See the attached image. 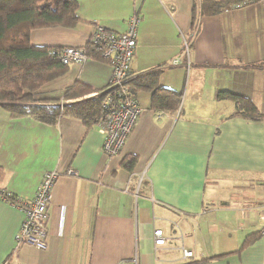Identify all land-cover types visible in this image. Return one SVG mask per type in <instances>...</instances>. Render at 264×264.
<instances>
[{
  "label": "crops",
  "instance_id": "crops-1",
  "mask_svg": "<svg viewBox=\"0 0 264 264\" xmlns=\"http://www.w3.org/2000/svg\"><path fill=\"white\" fill-rule=\"evenodd\" d=\"M76 1L79 26L34 30L31 43L84 46L93 25L122 33L137 11L131 74L162 67L159 86L179 92L181 104L173 113L153 112L150 93L137 92L141 113L114 156L102 152L96 125L87 130L64 117L47 126L12 119L0 107L4 190L27 201L45 173L60 175L44 251L23 245L14 253L23 213L0 194V264H264L263 238L238 252L262 228L264 118L232 116L234 104L217 99L219 92L243 96L264 115V8L200 18L201 0ZM177 58L178 65L167 66ZM111 74L104 62L71 64L40 97L61 98L75 82L103 90ZM126 155L138 158L132 172L120 167ZM155 230L162 231L163 245H154Z\"/></svg>",
  "mask_w": 264,
  "mask_h": 264
},
{
  "label": "trees",
  "instance_id": "trees-1",
  "mask_svg": "<svg viewBox=\"0 0 264 264\" xmlns=\"http://www.w3.org/2000/svg\"><path fill=\"white\" fill-rule=\"evenodd\" d=\"M248 0H201L199 16L207 17L231 10ZM249 3L244 4V6ZM76 0H0V107L12 119L30 118L47 126H55L61 118L79 121L87 130L94 127L102 114V104L113 91L110 85L103 90H93L79 82L68 86L61 98L40 97V89L62 77L70 64L60 61L61 47H38L31 43L34 30L50 27L76 28L82 21L77 16ZM192 30L196 25V9L192 8ZM195 26V27H194ZM88 60L109 64L89 41L84 45ZM162 67L131 79L127 87L132 95L139 91L150 93L149 109L153 112H176L182 95L159 86ZM93 93L95 95L91 96ZM217 99L228 100L235 106L232 116L262 119V115L247 98L230 92H219ZM138 158L126 155L120 167L132 172ZM5 171L0 168V194L7 200L14 196L2 187ZM262 229V228H261ZM261 231V230H260ZM251 233L244 238L238 252L259 238Z\"/></svg>",
  "mask_w": 264,
  "mask_h": 264
},
{
  "label": "built area",
  "instance_id": "built-area-1",
  "mask_svg": "<svg viewBox=\"0 0 264 264\" xmlns=\"http://www.w3.org/2000/svg\"><path fill=\"white\" fill-rule=\"evenodd\" d=\"M260 5L264 8V0H248L243 4L232 7L237 9L244 4ZM247 6V5H246ZM141 17L135 11L126 22V29L122 33H113L103 25L95 24L89 34L88 41L96 47L103 59L109 60L112 70L110 89L113 91L107 95L102 104V114L95 124L103 138L102 152L107 156L121 153L123 147L131 135L133 127L141 113L135 96L129 91L127 84L135 78L131 74V61L134 55L137 38V27ZM59 58L63 64H84L88 61L87 50L84 46L61 47ZM190 52L189 44L184 43L183 54ZM180 62L179 58L167 63V66H175ZM68 175H76L69 170ZM60 175L57 171L45 173L35 191L34 196L27 201H13L23 213V220L15 238L16 253L19 247L30 245L39 251H44L47 246L48 236V209L52 204L53 189ZM5 195V194H3ZM1 195L6 201V196ZM12 203V202H11ZM259 218L262 222L260 235L264 239V205L261 207ZM154 245H163L165 240L161 230L153 232ZM183 256H192L190 251L183 250Z\"/></svg>",
  "mask_w": 264,
  "mask_h": 264
}]
</instances>
